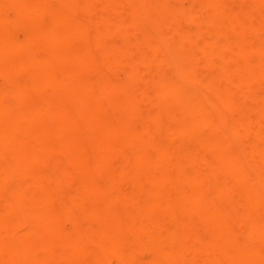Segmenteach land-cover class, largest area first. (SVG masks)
<instances>
[{"label": "bare ground", "instance_id": "1", "mask_svg": "<svg viewBox=\"0 0 264 264\" xmlns=\"http://www.w3.org/2000/svg\"><path fill=\"white\" fill-rule=\"evenodd\" d=\"M0 264H264V0H0Z\"/></svg>", "mask_w": 264, "mask_h": 264}]
</instances>
